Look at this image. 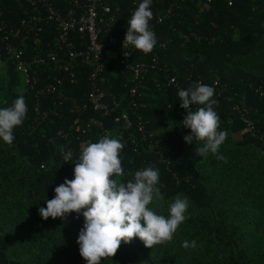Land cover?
<instances>
[{
	"label": "trees",
	"instance_id": "trees-1",
	"mask_svg": "<svg viewBox=\"0 0 264 264\" xmlns=\"http://www.w3.org/2000/svg\"><path fill=\"white\" fill-rule=\"evenodd\" d=\"M141 2L105 0L116 21L114 27L101 25V40L125 38L131 14ZM6 6L0 15L6 25L5 33L0 32V60L23 91L5 50L6 41L18 45L24 36L19 26L22 14L16 4ZM150 10L149 26L157 43L149 54L131 47L128 58L130 64L156 61L142 80L121 73L124 55L119 45L102 49L97 88L107 103H118L114 116L127 113L129 125L89 107L81 110L92 89L93 68L81 62H76L77 82L66 83L60 99L37 94L46 75L24 94L12 89L3 94L0 109L23 96L27 113L23 124L14 128L11 144L0 139V264H86L77 243L83 216L72 213L66 220L45 221L38 209L54 198L55 187L74 178L83 137L74 132L73 122L78 119L84 127L90 118L96 126L84 138L97 143L109 136L124 145L119 157L123 175L112 179L126 183L134 180L136 171L155 166L164 199L148 207L167 216L177 195L189 200L188 218L170 242L150 249L134 238L122 243L113 258H102L101 264H264V144L259 139L264 136V0H152ZM172 78L176 85L169 84ZM198 81L209 86L218 81L227 89H215L213 97L219 130L227 132L219 149L226 163L212 154L198 156L195 149L202 142L184 141L190 130L182 128L187 110L180 107L178 92ZM131 87L137 88L134 98L128 96ZM235 107L247 110L254 135L234 138L245 129ZM139 125L147 141L138 133ZM68 151L73 155L65 161ZM185 240L196 241V247L185 249Z\"/></svg>",
	"mask_w": 264,
	"mask_h": 264
},
{
	"label": "clouds",
	"instance_id": "clouds-1",
	"mask_svg": "<svg viewBox=\"0 0 264 264\" xmlns=\"http://www.w3.org/2000/svg\"><path fill=\"white\" fill-rule=\"evenodd\" d=\"M152 0H142L128 21L123 48L130 46L143 54H149L157 41L150 30L153 17L150 10ZM129 53H126V55ZM212 86L197 83L178 92L180 107L187 110L181 124L190 130L184 137L186 143L202 142L196 154L206 158L209 154L227 162L219 153L227 132L220 129V118L214 110ZM198 106L195 111L192 106ZM27 113L23 96L12 106L0 109V139L6 144L14 140V128L21 126ZM124 145L117 138L102 137L97 143L82 146L76 159L74 178L65 179L55 187L54 198L46 201V207L38 209L43 220L60 218L66 220L72 213L84 218L78 235L79 254L86 264H101L102 258H113L121 244H130L138 238L146 248L165 244L173 239L186 216L189 200L177 195L168 207V215L157 214L148 206L163 201L158 187L159 170L149 166L135 172L134 180L126 183L112 179L123 175L120 152ZM63 152V148H61ZM72 152L64 154V160L72 158ZM182 247L195 248L196 241L182 242Z\"/></svg>",
	"mask_w": 264,
	"mask_h": 264
},
{
	"label": "built area",
	"instance_id": "built-area-1",
	"mask_svg": "<svg viewBox=\"0 0 264 264\" xmlns=\"http://www.w3.org/2000/svg\"><path fill=\"white\" fill-rule=\"evenodd\" d=\"M62 2H67L70 6L64 8ZM104 2L105 0H83L82 2L80 0H0V15L2 11L8 9L7 3L16 4L22 14L19 26L24 31L19 44L12 45L6 41L5 50L14 65L15 72L20 76L23 86L22 94L28 89H33L39 78L46 75V84L37 91V94L43 97L57 95L60 99L63 86L66 83L77 82L76 62L92 65L93 68L89 74L92 89L86 95V101L81 105V110L86 111L89 107L94 112L102 113L104 117H113L115 123L123 122L129 125L130 119L127 113L122 111L119 116H114L118 103L115 100L107 103L105 94L97 88L103 68L102 49L105 45H119L124 55V58L120 60L121 73L129 74L134 81L142 80L149 70L156 66V61L152 64H130L128 58L132 49L131 46L129 50L123 48L124 38L117 40L110 36L105 41L101 40V25L105 24L107 28L114 27L116 21L110 7ZM170 11L168 10V13ZM160 22L161 18L158 19V23ZM5 27V23L0 22V32L5 33ZM149 27L151 30L152 26ZM9 34H13V30L10 29ZM28 43H31L29 47L31 53L27 49ZM126 53L129 54L126 55ZM176 83L175 78L169 81L170 85H176ZM197 83L201 82L198 81L195 84ZM212 87L219 93L227 90L225 85H221L218 81L214 82ZM136 93L137 88L131 87L128 96L134 98ZM235 109L241 112V120L245 124L242 133L254 135L253 122L245 115L247 110H240L238 107ZM73 126L74 132L83 137L79 144L80 149L91 143V140L84 136L92 126H96L95 119H88L84 127H81L76 119ZM137 131L141 134L143 141H147L143 126L139 125ZM259 139L264 144V136ZM80 152L81 150L77 153L76 159Z\"/></svg>",
	"mask_w": 264,
	"mask_h": 264
},
{
	"label": "rangeland",
	"instance_id": "rangeland-1",
	"mask_svg": "<svg viewBox=\"0 0 264 264\" xmlns=\"http://www.w3.org/2000/svg\"><path fill=\"white\" fill-rule=\"evenodd\" d=\"M17 91L22 93V87L19 84L15 83V78L9 72L8 65L0 60V104L2 103L3 94L8 95L9 90ZM242 132L236 134L234 138L240 140Z\"/></svg>",
	"mask_w": 264,
	"mask_h": 264
}]
</instances>
